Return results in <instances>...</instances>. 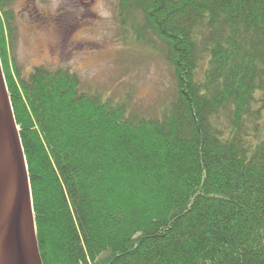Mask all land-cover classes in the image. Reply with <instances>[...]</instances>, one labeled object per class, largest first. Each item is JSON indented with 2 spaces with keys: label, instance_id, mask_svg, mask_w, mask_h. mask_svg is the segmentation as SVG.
<instances>
[{
  "label": "trees",
  "instance_id": "trees-1",
  "mask_svg": "<svg viewBox=\"0 0 264 264\" xmlns=\"http://www.w3.org/2000/svg\"><path fill=\"white\" fill-rule=\"evenodd\" d=\"M13 2L0 56L43 263L264 264V0H118L175 80L153 115L68 68L22 73Z\"/></svg>",
  "mask_w": 264,
  "mask_h": 264
},
{
  "label": "rangeland",
  "instance_id": "rangeland-1",
  "mask_svg": "<svg viewBox=\"0 0 264 264\" xmlns=\"http://www.w3.org/2000/svg\"><path fill=\"white\" fill-rule=\"evenodd\" d=\"M117 6L118 0H14L11 54L22 73L68 68L85 89L129 97L134 109L153 115L172 98L171 67L159 40L137 44L122 33Z\"/></svg>",
  "mask_w": 264,
  "mask_h": 264
},
{
  "label": "water",
  "instance_id": "water-1",
  "mask_svg": "<svg viewBox=\"0 0 264 264\" xmlns=\"http://www.w3.org/2000/svg\"><path fill=\"white\" fill-rule=\"evenodd\" d=\"M0 264H44L27 159L0 56Z\"/></svg>",
  "mask_w": 264,
  "mask_h": 264
}]
</instances>
